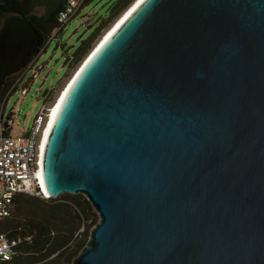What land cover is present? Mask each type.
<instances>
[{
	"label": "water",
	"instance_id": "1",
	"mask_svg": "<svg viewBox=\"0 0 264 264\" xmlns=\"http://www.w3.org/2000/svg\"><path fill=\"white\" fill-rule=\"evenodd\" d=\"M44 45L4 20L0 91ZM58 103L45 186L100 218L73 264H264V0H137Z\"/></svg>",
	"mask_w": 264,
	"mask_h": 264
},
{
	"label": "trees",
	"instance_id": "2",
	"mask_svg": "<svg viewBox=\"0 0 264 264\" xmlns=\"http://www.w3.org/2000/svg\"><path fill=\"white\" fill-rule=\"evenodd\" d=\"M68 1L0 0V19L11 15L28 19L42 33L46 45L59 29V16ZM92 1L87 0L80 12ZM136 1L119 0L111 9L110 17L103 20L98 30L83 42L70 60L69 65L81 62L92 49L101 30ZM63 31L56 38H59ZM40 52L41 50L38 54ZM12 86L13 82L11 83L8 78L0 93V106ZM91 220L93 224H97L99 217L91 203L83 195H63L61 198L49 201L20 196L16 200L12 216L0 220V232L11 240L20 239L21 243L17 247L13 259L9 262L0 260V264H73L75 258L88 244L92 227L88 225L86 231L85 224ZM79 235H82L83 238L78 241L77 236ZM28 238L30 240H27Z\"/></svg>",
	"mask_w": 264,
	"mask_h": 264
},
{
	"label": "rangeland",
	"instance_id": "3",
	"mask_svg": "<svg viewBox=\"0 0 264 264\" xmlns=\"http://www.w3.org/2000/svg\"><path fill=\"white\" fill-rule=\"evenodd\" d=\"M118 1L119 0H93L84 10L81 12L79 11L80 13L67 24L59 38H53V40L50 41L46 51L38 58L33 70L29 71L26 79L20 83L7 104L5 114L6 117L9 116L10 119V115H12L13 128L11 135L13 137H19L30 133L39 113L45 105L49 109L54 108L55 104L59 102V96L61 97L63 95L64 90H66L89 55L102 42L104 39L103 37H105L118 20H120L135 4L131 5L123 14L116 17L109 25L101 30L92 49L81 62L69 65L70 60L79 50L83 42L87 41L98 30L103 20L110 17L111 9ZM6 18L7 17H3L0 19V30ZM39 68L41 69L39 76L33 79L34 71ZM18 79V74L13 75L11 83L13 82V85L16 84ZM24 90H26L25 94L23 93ZM8 94L9 92L5 99ZM97 224H93L92 220L86 222L85 230H88L89 225L92 227L90 228L92 231ZM77 237L78 241L83 238L82 235Z\"/></svg>",
	"mask_w": 264,
	"mask_h": 264
},
{
	"label": "built area",
	"instance_id": "4",
	"mask_svg": "<svg viewBox=\"0 0 264 264\" xmlns=\"http://www.w3.org/2000/svg\"><path fill=\"white\" fill-rule=\"evenodd\" d=\"M87 0H69L65 9L59 16V29L41 52L34 58L31 64L18 73L19 79L12 86L9 94L0 108V220L10 218L15 210L16 200L20 196H28L49 201L52 196L49 194L42 176L41 170V148L44 134L49 125L51 114L54 110L46 105L39 113L32 131L26 135L13 137L12 118L6 117L4 107H7L10 97L22 83L30 70H33L38 58L47 48L53 38L63 31L77 13L81 10ZM40 68L34 71L33 79L40 74ZM26 93V90L23 92ZM27 240H30L28 238ZM21 240H11L0 232V260L9 262L16 254V249Z\"/></svg>",
	"mask_w": 264,
	"mask_h": 264
},
{
	"label": "bare ground",
	"instance_id": "5",
	"mask_svg": "<svg viewBox=\"0 0 264 264\" xmlns=\"http://www.w3.org/2000/svg\"><path fill=\"white\" fill-rule=\"evenodd\" d=\"M133 4H134V3H133ZM133 6H134V5H133ZM133 6H132V7H133ZM132 7H131V8H132ZM131 8H130V9H131ZM122 16H123V15H122ZM124 16H125V15H124ZM122 18H123V17H122ZM122 18H121V19H122ZM121 19H120V20H121ZM120 20H118V22H117L116 24H118V23L120 22ZM116 24L114 25V27L116 26ZM112 27H113V26H112ZM114 27H113V28H114ZM113 28H112L111 30L109 29L110 31H109L108 33L106 32V33H107L106 35L104 34L105 37L108 36V35L110 34V32L113 30ZM103 38H104V37H103ZM101 39H102V38H101ZM100 42H101V41H100ZM97 45H98V44H97ZM89 56H90V55H89ZM73 78H74V77H73ZM69 84H70V83H69ZM63 90H64V89H63ZM64 92H65V90H64ZM63 94H64V93H63ZM61 97H62V96H61ZM61 97L59 96V98H60V99H59V102H60V100H61ZM57 104H59V103L57 102V103L55 104V106H54V110H53V112H52V114H51V121H52V119H53V117H54V114H55V112H56V110H57V107H58ZM45 133H46V132H45Z\"/></svg>",
	"mask_w": 264,
	"mask_h": 264
},
{
	"label": "flooded vegetation",
	"instance_id": "6",
	"mask_svg": "<svg viewBox=\"0 0 264 264\" xmlns=\"http://www.w3.org/2000/svg\"><path fill=\"white\" fill-rule=\"evenodd\" d=\"M12 77L13 76H11V77H9L10 78V80L12 79ZM5 86V85H4ZM4 88V87H3ZM2 91V90H1ZM1 91H0V93H1ZM3 104V103H2ZM2 106H0V108H1ZM4 111H5V113H6V107H4ZM11 116V115H10ZM11 118H12V116H11Z\"/></svg>",
	"mask_w": 264,
	"mask_h": 264
},
{
	"label": "clouds",
	"instance_id": "7",
	"mask_svg": "<svg viewBox=\"0 0 264 264\" xmlns=\"http://www.w3.org/2000/svg\"><path fill=\"white\" fill-rule=\"evenodd\" d=\"M38 55V54H37Z\"/></svg>",
	"mask_w": 264,
	"mask_h": 264
}]
</instances>
